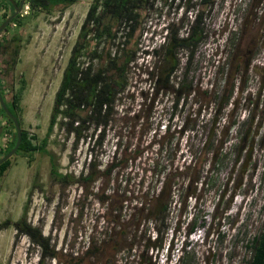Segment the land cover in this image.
I'll return each instance as SVG.
<instances>
[{"label":"rangeland","instance_id":"obj_1","mask_svg":"<svg viewBox=\"0 0 264 264\" xmlns=\"http://www.w3.org/2000/svg\"><path fill=\"white\" fill-rule=\"evenodd\" d=\"M90 1L30 10L23 4V16L0 30L1 39L19 37L11 70L2 74L0 64V89L8 100L17 95L19 126L34 135L33 141L44 135L54 91ZM3 3L0 17L9 12ZM197 7L205 37L190 57L185 74L190 85L178 93L169 84L175 88L181 79L187 50H177L178 67L166 80L155 78L154 56L144 50L157 46L166 28L183 31ZM138 31V49L101 143L85 137L73 148L72 136L57 124L47 138L59 171L85 173L91 156L93 177L62 183L51 178L47 154L33 151L27 159L12 153L0 172V222L24 209L25 219L38 225L53 247V256L41 264H174L181 254L179 264H244L250 253L245 243L264 222L260 136L252 149L247 136L240 153L248 119L243 94L250 89L254 99L257 89L264 90V0H155L141 14ZM223 93L229 96L221 109ZM259 104L264 106L263 95ZM11 137L0 111V148ZM248 153L253 158L241 163ZM147 201L154 204L148 207ZM39 253L26 234L0 225V264H38Z\"/></svg>","mask_w":264,"mask_h":264},{"label":"trees","instance_id":"obj_2","mask_svg":"<svg viewBox=\"0 0 264 264\" xmlns=\"http://www.w3.org/2000/svg\"><path fill=\"white\" fill-rule=\"evenodd\" d=\"M17 1V0H15ZM73 0H24L23 4L30 10L34 6L49 8L53 5L65 6ZM155 0H91L83 19L79 25L75 39L70 47L69 54L61 71L58 84L54 91L51 108L49 111L44 135L37 141H33L34 135H29L27 131L20 127V141L13 153H19L30 158L33 151L45 153L49 158V174L52 179L59 182H71L74 180L88 181L93 177L91 167L93 157L89 153L87 170L83 173L79 171L77 176L70 172H62L57 169L53 154L46 148L47 138L55 124L67 135L72 136V147L80 138H88L92 143L100 144L105 126L112 119L113 104L116 95L125 88L126 68L135 58L138 26L143 11L153 4ZM164 1V0H162ZM188 1V0H187ZM8 8L1 13L0 22L8 15L13 7L9 0H0V4ZM210 4V0H203ZM189 3V2H188ZM186 3V6L188 5ZM22 4V5H23ZM190 19H187L183 31L177 27L166 28L162 40L157 46H151L150 50H144L154 56V75L155 78L166 80L169 74L178 67L179 57L177 50L185 49V59L182 67L181 79L176 83L174 91L184 92L190 85L189 80L185 82V74L189 66L190 57L194 52L197 43L205 37L204 24L202 20V9L196 8L191 11ZM23 13H16L6 23V29L10 22L18 21L17 18ZM19 37L16 34L8 35L7 38L0 37V64L2 74L9 72L13 67L19 49ZM9 41V42H8ZM5 43V44H2ZM167 82V81H166ZM0 93L4 98L7 107L19 118L15 111L18 97L15 93L11 94L8 100L4 97L2 90ZM178 96L175 95L171 103L172 109L176 107ZM6 121L12 128V137L6 146L0 148V155L6 152L14 143L15 129L11 119L4 113ZM173 114V113H172ZM163 124L162 127H164ZM97 131L95 132V130ZM167 130V127L165 128ZM164 130V131H165ZM95 134L94 138L93 135ZM9 164V157L0 162V172ZM106 171L108 168L105 169ZM161 170V169H160ZM159 170V172H160ZM167 183V182H166ZM168 188V184L161 185ZM170 187V186H169ZM162 189V188H161ZM160 189V190H161ZM159 190V192H160ZM159 192L152 194L149 201L158 197ZM148 207L154 204L151 202ZM157 204L155 203V206ZM166 207V201L158 206L160 211ZM11 224L15 232H21L28 236L31 242L35 243L40 253L38 264H41L44 257L53 256V247L49 244V238L41 232L38 225L32 224L25 219L24 209L21 214L11 220L4 218L0 225ZM195 226L192 221L189 229ZM157 230L155 231V233ZM246 246L250 253L245 259V264H264V222L260 230L253 234ZM182 255V254H181ZM177 257L174 264L181 262L182 256Z\"/></svg>","mask_w":264,"mask_h":264},{"label":"flooded vegetation","instance_id":"obj_3","mask_svg":"<svg viewBox=\"0 0 264 264\" xmlns=\"http://www.w3.org/2000/svg\"><path fill=\"white\" fill-rule=\"evenodd\" d=\"M247 51H249V49H247ZM235 53L237 54V51ZM250 61H251V54H249L246 57V59H245V63H244L245 69H247ZM242 87H243V84H241V85H239L237 87V91L235 92V101H234L235 103L238 100V96H240V94L242 93V90H243ZM245 91L246 92L243 94V98L244 99H243L242 105L247 107V111L245 113H243V118L245 119L246 116H248V119H247L246 128H245L244 133H243V135L241 137V145H240L241 149H240V153L242 152V146L244 145L247 136H248L247 143L249 141V143H248L249 145L248 146L250 147V149L253 148V146L255 144L256 138L258 136H260L259 137V143H261V146H260L259 149L261 151L260 154H262V156L264 157V131H262L260 133L261 128L262 127L264 128V111H263V107L264 106L263 107H260V104H259V99L262 98V95H263V98H264V94H263L264 93V90H263V88L257 89L255 91L254 99H253V97H251V94L252 93H251L250 89H247ZM228 96H229V94H226V93H223V94L220 95L218 101L221 102V105L219 106V108L222 107L221 109H223V107L227 103L226 100L228 99ZM248 103H249V105H250V103H252L251 104V107H248ZM255 115H259L257 122L255 121V117H256ZM252 127H253V130H251ZM252 158H251V154L248 153V155H246V157L245 156L243 158L241 157V163H249ZM256 159H257L256 157L253 159V160H255L253 163H256Z\"/></svg>","mask_w":264,"mask_h":264},{"label":"water","instance_id":"obj_4","mask_svg":"<svg viewBox=\"0 0 264 264\" xmlns=\"http://www.w3.org/2000/svg\"><path fill=\"white\" fill-rule=\"evenodd\" d=\"M9 1L13 7V10L8 15H6L4 19L0 22V30H2L5 27L6 23L11 19L12 16H14L16 13L20 11L24 0H17V1L9 0ZM260 82H262V78ZM0 107L3 109L4 113L11 119V122L13 123L15 129V140L13 145L6 152L0 155V162H2L4 159L8 158L16 150L17 145L20 141L21 129L16 115L7 107L1 93H0Z\"/></svg>","mask_w":264,"mask_h":264},{"label":"crops","instance_id":"obj_5","mask_svg":"<svg viewBox=\"0 0 264 264\" xmlns=\"http://www.w3.org/2000/svg\"><path fill=\"white\" fill-rule=\"evenodd\" d=\"M0 56H1V53H0ZM2 90V89H1Z\"/></svg>","mask_w":264,"mask_h":264}]
</instances>
